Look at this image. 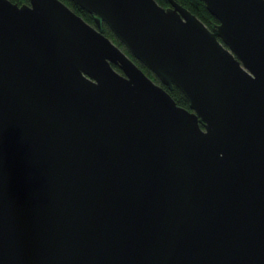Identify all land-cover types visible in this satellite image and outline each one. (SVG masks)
I'll return each instance as SVG.
<instances>
[{
    "label": "water",
    "instance_id": "water-1",
    "mask_svg": "<svg viewBox=\"0 0 264 264\" xmlns=\"http://www.w3.org/2000/svg\"><path fill=\"white\" fill-rule=\"evenodd\" d=\"M70 1L0 0V264H264V0Z\"/></svg>",
    "mask_w": 264,
    "mask_h": 264
},
{
    "label": "trees",
    "instance_id": "trees-1",
    "mask_svg": "<svg viewBox=\"0 0 264 264\" xmlns=\"http://www.w3.org/2000/svg\"><path fill=\"white\" fill-rule=\"evenodd\" d=\"M11 1L16 2V3H21V2H24L25 0H11ZM61 1L65 3L70 9H72L75 13L80 15L86 22L92 23V18L89 13L80 9L76 4L72 3L70 0H61ZM155 1L162 6H166L168 4L167 0H155ZM174 1L186 7L190 12H192L198 19H200L207 26L212 21H214V18L204 8V5L201 0H174ZM101 32L105 36H107L110 40H112L120 49H122L125 53L129 55V53L124 48V46L114 37L111 31L104 24H101ZM133 60L148 76L155 79L148 69H146L142 64H140L135 59ZM164 87L166 88V86ZM167 91L176 104L184 106V107L187 106L186 99L174 85H172L170 89H167Z\"/></svg>",
    "mask_w": 264,
    "mask_h": 264
},
{
    "label": "rangeland",
    "instance_id": "rangeland-1",
    "mask_svg": "<svg viewBox=\"0 0 264 264\" xmlns=\"http://www.w3.org/2000/svg\"><path fill=\"white\" fill-rule=\"evenodd\" d=\"M24 2H26V0L24 1ZM152 74V73H151ZM153 75V74H152ZM150 77V76H149ZM154 77V76H153ZM150 78H152V77H150ZM155 78V77H154ZM153 79V78H152ZM154 81H156L157 82V79L155 78V79H153Z\"/></svg>",
    "mask_w": 264,
    "mask_h": 264
}]
</instances>
